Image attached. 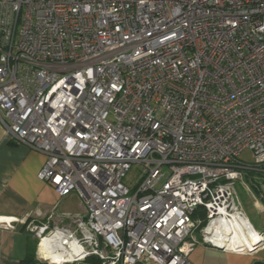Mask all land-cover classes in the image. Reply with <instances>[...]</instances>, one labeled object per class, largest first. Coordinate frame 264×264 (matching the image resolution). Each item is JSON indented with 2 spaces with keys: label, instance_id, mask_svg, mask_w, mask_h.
I'll return each mask as SVG.
<instances>
[{
  "label": "built area",
  "instance_id": "2783aa9c",
  "mask_svg": "<svg viewBox=\"0 0 264 264\" xmlns=\"http://www.w3.org/2000/svg\"><path fill=\"white\" fill-rule=\"evenodd\" d=\"M0 131L85 207L73 231L30 225L42 261L44 240L60 264L256 254L253 226L252 249L215 228L248 220L236 184L264 173V0H0Z\"/></svg>",
  "mask_w": 264,
  "mask_h": 264
},
{
  "label": "crops",
  "instance_id": "0c3cea01",
  "mask_svg": "<svg viewBox=\"0 0 264 264\" xmlns=\"http://www.w3.org/2000/svg\"><path fill=\"white\" fill-rule=\"evenodd\" d=\"M45 162L44 154L9 143L0 131V219L15 220L14 229L0 227V264H49L38 258V239L30 225H49L56 218L74 220L85 216V207L76 193L61 198L49 183L38 178ZM248 189L254 208L264 214V195L256 197ZM30 250L35 253L34 261L24 262ZM261 253L264 250L241 256L255 258ZM233 255L236 254L200 245L190 255V261L193 264H230Z\"/></svg>",
  "mask_w": 264,
  "mask_h": 264
},
{
  "label": "rangeland",
  "instance_id": "374dc122",
  "mask_svg": "<svg viewBox=\"0 0 264 264\" xmlns=\"http://www.w3.org/2000/svg\"><path fill=\"white\" fill-rule=\"evenodd\" d=\"M239 160L242 163H248V164L252 163L251 153L249 151L242 153ZM140 174H141V170L139 166H133V168L128 173L127 177L125 178L124 184L129 189H132L134 186H136L139 180ZM244 183L246 184L247 181L245 180ZM236 190L238 193L239 200L242 204V209L244 210L247 217L249 218V221L252 224L253 228L259 233H264V214L258 213L257 210L254 208L253 201H252L253 196L250 193H248L247 189L245 188V186L243 185L241 181L237 182ZM33 224L37 226L40 225L38 223H33ZM49 225L52 230L68 229V230L73 231L76 228V224L73 222L72 219L66 220V219L56 218L53 221H51V224ZM195 236L199 240L202 239L201 233L199 231L195 233ZM259 259L261 262H264V253H261L255 258L249 257V256L233 255V256H230V264H251V262L252 264H255V262L259 261Z\"/></svg>",
  "mask_w": 264,
  "mask_h": 264
},
{
  "label": "bare ground",
  "instance_id": "6f19581e",
  "mask_svg": "<svg viewBox=\"0 0 264 264\" xmlns=\"http://www.w3.org/2000/svg\"><path fill=\"white\" fill-rule=\"evenodd\" d=\"M217 236L220 240L216 241L220 246H227L229 241L233 243H240L247 249H252L259 245L262 241L261 237L253 233V228L247 219H240L237 215L233 217L230 223L220 225L215 228ZM225 239L228 243L225 242ZM40 253L46 257L45 259L51 260L55 263L65 262V255L56 253L55 245L49 241L44 240L40 246Z\"/></svg>",
  "mask_w": 264,
  "mask_h": 264
},
{
  "label": "trees",
  "instance_id": "16d2710c",
  "mask_svg": "<svg viewBox=\"0 0 264 264\" xmlns=\"http://www.w3.org/2000/svg\"><path fill=\"white\" fill-rule=\"evenodd\" d=\"M244 179L247 181V185L252 190V192L255 194L256 197H260L261 195H264V173L255 172V171H247L244 174ZM244 180V181H245ZM262 201V200H261ZM198 217H201L203 220H205V213L202 210H197L195 214V219ZM35 258L34 251H29V254L24 262L27 263H33ZM81 264H101L96 259H89L84 263ZM255 264H264V262L258 261L255 262Z\"/></svg>",
  "mask_w": 264,
  "mask_h": 264
}]
</instances>
